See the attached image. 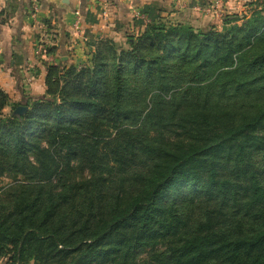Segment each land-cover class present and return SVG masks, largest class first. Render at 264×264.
Returning <instances> with one entry per match:
<instances>
[{
  "label": "trees",
  "instance_id": "obj_1",
  "mask_svg": "<svg viewBox=\"0 0 264 264\" xmlns=\"http://www.w3.org/2000/svg\"><path fill=\"white\" fill-rule=\"evenodd\" d=\"M258 6L222 31L157 16L89 41L21 115L0 88L5 264H264Z\"/></svg>",
  "mask_w": 264,
  "mask_h": 264
},
{
  "label": "crops",
  "instance_id": "obj_2",
  "mask_svg": "<svg viewBox=\"0 0 264 264\" xmlns=\"http://www.w3.org/2000/svg\"><path fill=\"white\" fill-rule=\"evenodd\" d=\"M213 3L210 0H0V87L24 103L26 92L22 85H30L33 94L38 89L43 92L47 67L75 65L80 59L85 60L89 41L111 38L125 44L129 33L140 32L144 23L157 16L192 27L203 21L205 25L198 27L207 28V22L197 18L196 12ZM33 5L38 7L36 13ZM77 12L82 20V37H77L73 29ZM136 15L142 16L137 19ZM50 48L53 50L49 51Z\"/></svg>",
  "mask_w": 264,
  "mask_h": 264
},
{
  "label": "rangeland",
  "instance_id": "obj_3",
  "mask_svg": "<svg viewBox=\"0 0 264 264\" xmlns=\"http://www.w3.org/2000/svg\"><path fill=\"white\" fill-rule=\"evenodd\" d=\"M200 1H203V0H200ZM210 1L214 2L212 4V6L206 8L205 10H197L198 12H196L197 13L196 15H197V18L202 19V20L204 19L205 22H207L206 23V25H208L207 28L213 27V28H216L218 31H222V25H223L224 19H226L228 17H232L234 15H238V16L247 15V16H249L252 13V11L255 10L256 6L260 5V7H261V4L264 5V0H210ZM217 4L220 7H219V9H217L216 14L206 13L207 9L211 10L214 7V5L216 7ZM215 7H214V10H215ZM257 8L259 9V6ZM139 13H141V12H139ZM145 14L148 15V12H143L142 15H145ZM142 15H139V16L136 15L137 19L139 17H141ZM164 17L166 18V16H164ZM142 21L146 22L145 20H142ZM168 21H170L171 23H174V24L180 23V22H177V21H174L171 19H169ZM198 21L199 20H197V22ZM181 24L191 26L189 24H185L182 22H181ZM200 24L201 25L197 24V27H192V26L191 27L195 30H203V29H206V31L208 30L207 28L198 27V26L203 27L205 25V24H203V21H200ZM126 48L128 49L127 46H126ZM90 58H91L90 56H86L85 60L80 59L75 64V66L78 68L85 66L86 64H88L87 62L90 60ZM70 65H74V64H70ZM70 65L67 64V66H70ZM22 86L25 88L24 91L26 92V100L24 101V103H21L20 101L16 100V99H18L17 97H15L16 99H14L13 96L9 95L5 90H3L0 87L7 94L8 103H9V105L2 112V114L4 116H9L13 112L14 106L16 104H22L25 106H27V104H28V106L32 107L33 102L46 99V86H45V90L43 92L40 93V90L38 89V92L36 91V94H33V91L30 88V85L24 84ZM10 183H11V181L8 179H0V188L5 187V186L9 185ZM0 264H5V259L0 258Z\"/></svg>",
  "mask_w": 264,
  "mask_h": 264
},
{
  "label": "built area",
  "instance_id": "obj_4",
  "mask_svg": "<svg viewBox=\"0 0 264 264\" xmlns=\"http://www.w3.org/2000/svg\"><path fill=\"white\" fill-rule=\"evenodd\" d=\"M214 7H215V5H214ZM214 7L211 10L207 9L206 13L216 14L217 9H219L220 6L217 4L215 7V10H214ZM32 10H33V12L36 13L38 10V7L36 5H33ZM81 25H82L81 16H80L79 12H77L75 14V21L73 23V29H74L75 35L77 37H82V35H83ZM40 50L42 51V49H40Z\"/></svg>",
  "mask_w": 264,
  "mask_h": 264
},
{
  "label": "water",
  "instance_id": "obj_5",
  "mask_svg": "<svg viewBox=\"0 0 264 264\" xmlns=\"http://www.w3.org/2000/svg\"><path fill=\"white\" fill-rule=\"evenodd\" d=\"M27 110H28V107L20 106L14 111V114H20L21 115V114L25 113Z\"/></svg>",
  "mask_w": 264,
  "mask_h": 264
}]
</instances>
